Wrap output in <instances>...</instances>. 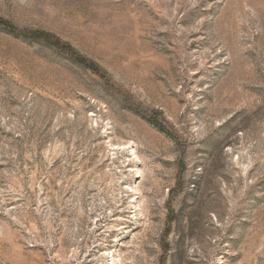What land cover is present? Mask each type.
Returning a JSON list of instances; mask_svg holds the SVG:
<instances>
[{
  "label": "rangeland",
  "instance_id": "1",
  "mask_svg": "<svg viewBox=\"0 0 264 264\" xmlns=\"http://www.w3.org/2000/svg\"><path fill=\"white\" fill-rule=\"evenodd\" d=\"M111 262L264 264V0H0V264Z\"/></svg>",
  "mask_w": 264,
  "mask_h": 264
},
{
  "label": "trees",
  "instance_id": "2",
  "mask_svg": "<svg viewBox=\"0 0 264 264\" xmlns=\"http://www.w3.org/2000/svg\"><path fill=\"white\" fill-rule=\"evenodd\" d=\"M41 35H42V34H41ZM33 37L40 38L39 34H34ZM42 37H43V36H42ZM44 38H46V36H44ZM46 39H47V38H46ZM157 127H158L159 129H161L162 131H165V132H166V130H164V128H163L160 124H157Z\"/></svg>",
  "mask_w": 264,
  "mask_h": 264
},
{
  "label": "bare ground",
  "instance_id": "3",
  "mask_svg": "<svg viewBox=\"0 0 264 264\" xmlns=\"http://www.w3.org/2000/svg\"><path fill=\"white\" fill-rule=\"evenodd\" d=\"M110 264H114V262H111Z\"/></svg>",
  "mask_w": 264,
  "mask_h": 264
}]
</instances>
